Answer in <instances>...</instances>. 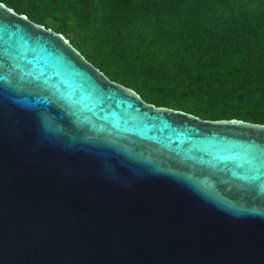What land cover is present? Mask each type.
I'll return each mask as SVG.
<instances>
[{
  "label": "water",
  "instance_id": "obj_1",
  "mask_svg": "<svg viewBox=\"0 0 264 264\" xmlns=\"http://www.w3.org/2000/svg\"><path fill=\"white\" fill-rule=\"evenodd\" d=\"M0 264H264V125L146 103L0 2Z\"/></svg>",
  "mask_w": 264,
  "mask_h": 264
},
{
  "label": "trees",
  "instance_id": "obj_2",
  "mask_svg": "<svg viewBox=\"0 0 264 264\" xmlns=\"http://www.w3.org/2000/svg\"><path fill=\"white\" fill-rule=\"evenodd\" d=\"M146 103L264 125V0H0Z\"/></svg>",
  "mask_w": 264,
  "mask_h": 264
}]
</instances>
